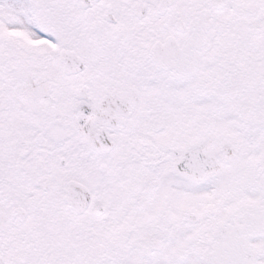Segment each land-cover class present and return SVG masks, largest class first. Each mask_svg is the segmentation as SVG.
I'll return each mask as SVG.
<instances>
[{
    "label": "snow or ice",
    "instance_id": "obj_1",
    "mask_svg": "<svg viewBox=\"0 0 264 264\" xmlns=\"http://www.w3.org/2000/svg\"><path fill=\"white\" fill-rule=\"evenodd\" d=\"M0 264H264V0H0Z\"/></svg>",
    "mask_w": 264,
    "mask_h": 264
}]
</instances>
